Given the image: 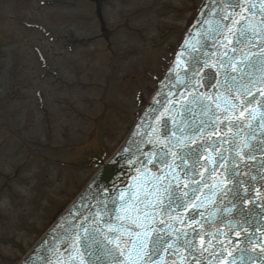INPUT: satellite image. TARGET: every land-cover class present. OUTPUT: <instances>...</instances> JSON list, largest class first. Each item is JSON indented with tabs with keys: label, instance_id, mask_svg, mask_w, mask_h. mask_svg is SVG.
<instances>
[{
	"label": "rangeland",
	"instance_id": "374dc122",
	"mask_svg": "<svg viewBox=\"0 0 264 264\" xmlns=\"http://www.w3.org/2000/svg\"><path fill=\"white\" fill-rule=\"evenodd\" d=\"M200 1L0 0V264H18L96 172L54 151L95 130L108 156L119 148Z\"/></svg>",
	"mask_w": 264,
	"mask_h": 264
},
{
	"label": "water",
	"instance_id": "95a60500",
	"mask_svg": "<svg viewBox=\"0 0 264 264\" xmlns=\"http://www.w3.org/2000/svg\"><path fill=\"white\" fill-rule=\"evenodd\" d=\"M199 57L205 65L200 86L203 107L193 127L187 134L177 127L163 141L150 140L130 159L135 170H145L142 176L168 173V178L177 173L182 189L174 193L168 187L166 197L149 192L144 217L134 216L125 204L121 211L128 223L121 222L119 232L126 240L121 243L111 234L104 238L105 246L117 242L118 250L141 249L150 264H264V152L260 151L264 138L256 125L258 112L264 110L258 96L264 92V63L255 61L264 62V37L256 42L248 64L247 56L233 61L221 50L212 61L207 48L199 51ZM236 110L237 118H230ZM256 152L251 163L248 156ZM114 170L108 166L101 182L105 187L111 181L122 182L98 197L94 202L98 212L113 207L123 197L122 190L136 186ZM152 207L160 210L150 213ZM65 233L46 264H93L98 255L83 234L87 233L79 232L74 221ZM116 260L106 262L116 264Z\"/></svg>",
	"mask_w": 264,
	"mask_h": 264
},
{
	"label": "snow or ice",
	"instance_id": "6c2138e0",
	"mask_svg": "<svg viewBox=\"0 0 264 264\" xmlns=\"http://www.w3.org/2000/svg\"><path fill=\"white\" fill-rule=\"evenodd\" d=\"M233 2L235 3V6L237 8H239V6H240V0H233Z\"/></svg>",
	"mask_w": 264,
	"mask_h": 264
},
{
	"label": "bare ground",
	"instance_id": "6f19581e",
	"mask_svg": "<svg viewBox=\"0 0 264 264\" xmlns=\"http://www.w3.org/2000/svg\"><path fill=\"white\" fill-rule=\"evenodd\" d=\"M102 164H105V162H103Z\"/></svg>",
	"mask_w": 264,
	"mask_h": 264
}]
</instances>
